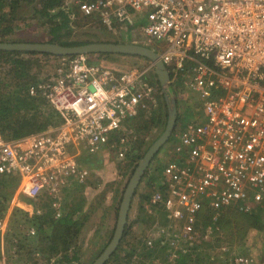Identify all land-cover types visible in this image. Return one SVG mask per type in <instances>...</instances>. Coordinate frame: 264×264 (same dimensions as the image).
Masks as SVG:
<instances>
[{"label": "built area", "instance_id": "built-area-1", "mask_svg": "<svg viewBox=\"0 0 264 264\" xmlns=\"http://www.w3.org/2000/svg\"><path fill=\"white\" fill-rule=\"evenodd\" d=\"M78 7L109 31H138L139 17L141 36L163 47L170 83L185 82L202 101L204 122L174 130L167 183L152 196L176 229L172 237L191 238L208 208L217 220L227 207L264 206V0H80ZM114 68L88 55L58 56L54 72L30 87L60 119L19 138L0 133V175L19 177L17 196L45 195L60 216L62 192L90 174L84 156L111 149L112 135L121 147L136 137L131 119L152 98L147 69ZM6 222L0 217V230ZM232 264L260 263L238 254Z\"/></svg>", "mask_w": 264, "mask_h": 264}, {"label": "rangeland", "instance_id": "rangeland-1", "mask_svg": "<svg viewBox=\"0 0 264 264\" xmlns=\"http://www.w3.org/2000/svg\"><path fill=\"white\" fill-rule=\"evenodd\" d=\"M78 1L80 0L62 1L60 7L63 11H68L65 14L68 15L70 22L67 28L61 29L59 32L53 30L54 27L63 21V16L56 13L59 8L52 10L51 14L53 16L49 17L39 12L42 7L39 0L25 2L23 7L17 11L18 16L22 19H16L14 23L17 25L16 32L11 37L23 42H50L57 39L55 37V34H57L59 37L58 42L61 43H132L155 51L158 55L161 53L163 49L161 43L148 41L145 36H141L143 23L139 20V17H135V28L140 32L133 30L131 26H121L115 31H109L97 17H88L80 23L79 18L83 14L80 13ZM88 58L90 61H101L110 67H115L114 69L117 71L128 68L147 69L143 80L146 87L151 90L152 98L131 119L135 125L134 137H136L131 140L129 146L121 147L118 145L116 137L112 135L109 147H118V149L114 152L105 151V153L109 152L107 154L111 155V157L104 158L97 166L92 167L88 178L82 184L76 182L62 192L63 201L61 208H59L61 210L60 216L70 213L72 214L73 222L79 221L83 223L80 234L76 237L77 244L73 243L74 240H72L71 245L69 244V252L64 251L62 248L57 249L58 241L56 240L58 237L54 234L55 231H53L52 227L45 225L41 230L39 220L31 218V215H40L37 214L36 209L41 210V208L34 206L32 202L23 200L24 196H17L16 187L11 200H7L6 209L3 212L7 222L4 229L0 230V264H93L104 252L114 236L120 209L119 205H121L124 191L133 175V166L129 164L131 159L127 160L126 156L139 147H142V150L138 149L140 153L145 155L149 148L163 137L168 127V118L166 120L165 114L169 110V97L173 96L178 101L176 105L179 120L177 121L176 125L178 126L176 129L182 128L184 124H190V121H194L196 125H199L206 118L203 105L197 99L199 94L190 90L185 82L177 83L178 86L170 83L168 88H164L159 83L155 66L149 57L116 52L97 53L88 55ZM55 66L56 58L48 59L41 68L39 81L53 73ZM192 94L194 95L193 100L192 98H186V96ZM47 102L50 103L48 100ZM191 106H194L195 109L192 110ZM186 111H189L187 116L185 115ZM199 115L201 118L197 119L196 116ZM160 117V123L157 124V120ZM185 118H187L186 121ZM174 140L175 135L173 133L167 141L172 148L166 145L167 142L162 144L157 152L158 155L154 158L153 168L161 162L165 152L173 151ZM164 145H166V148L163 147ZM169 156L168 160L172 158V155ZM168 160L165 161L166 167ZM145 182L146 180L138 186L132 205H130L126 226H133L130 227L131 230L125 239L123 235L119 246L115 250V253L118 251L121 256V261L117 262V264H126L123 257L129 250V243L138 241V235V238L142 236L143 239H152L153 241H160L161 238L167 239V244L164 246L158 245L154 247L151 258L144 260V264H174L176 258L171 257L175 253H179L180 256L187 255V251L190 249H194L197 254L202 253L205 256L206 260H203L202 264H232L234 257L238 254L253 256L258 260V263L264 264V220H256V222L251 223L257 216V212L263 208L259 209L257 207L245 210L235 207L239 212L241 211L242 217L236 216L233 225L238 223L241 225L233 228L232 232L239 231L241 233L245 230L246 223L253 218L248 223L249 225L251 224L252 228L246 227L245 239L228 242L227 235L230 231L225 233L226 230H223L220 225L216 226V224L210 223L205 225L203 230L198 228L191 238L176 240L172 237L176 229L170 225L168 214L162 207H150L148 203L146 204V221L142 223V220L138 219L139 192L146 185ZM7 193H9L8 189H2L0 186V199ZM16 196L17 198L13 203L12 200ZM27 215L32 219L31 221L27 220ZM60 216L56 214L55 217L60 218ZM241 220L245 223H241ZM213 221H216V219H213ZM32 229L36 231L34 234L31 232ZM217 237H219V240ZM239 237L241 238L242 236L239 234ZM206 242L211 247L208 248ZM225 245L229 249H226V247L223 250L219 249V247ZM253 246H256V249L253 250ZM74 253L77 255V260H70ZM66 255L69 258H65ZM208 255L211 257L206 258ZM113 262L111 261L110 264H116V262ZM130 264H143V261L131 262Z\"/></svg>", "mask_w": 264, "mask_h": 264}, {"label": "trees", "instance_id": "trees-1", "mask_svg": "<svg viewBox=\"0 0 264 264\" xmlns=\"http://www.w3.org/2000/svg\"><path fill=\"white\" fill-rule=\"evenodd\" d=\"M34 0H0V41H12V42H23L19 40H15L11 37L16 32V27L14 23L16 19H22L18 16L17 11L23 7V4L26 2H32ZM42 7L39 9V12H42L46 16L52 17V10H56L55 8H59V15L63 16V21L54 27L55 32H59L61 29H65L69 26L70 19L66 13L60 7L63 0H39ZM19 17V18H18ZM89 16H81L79 18L80 23L83 22ZM90 18V17H89ZM78 21V22H79ZM102 23V22H101ZM15 25V26H14ZM10 36V37H9ZM57 39H54L50 42L60 43L64 45H81L87 43H106V42H85V43H61L58 42V35L55 34ZM93 55V54H89ZM127 55V54H126ZM74 57V56H70ZM58 58L56 55H52L50 53H40L36 51H8V50H0V133L9 139V138H19L27 134L40 132L42 130L47 129L50 125L58 124L59 116L57 112L52 108L50 103L42 97L41 95L32 96L29 93V89L32 84H36L39 82L40 71L44 66L45 62L48 59ZM92 63L93 61H90ZM159 80V79H158ZM160 83V81H159ZM166 120L168 118V111L165 114ZM161 117L158 118L157 124L160 123ZM179 120V115L177 116V121ZM163 121V119H162ZM133 122V121H131ZM178 125H176L177 127ZM175 127V129H176ZM134 144V143H133ZM168 146L172 148V146L167 142ZM164 145L163 147H165ZM166 148V147H165ZM164 148V149H165ZM118 149V147H113L110 151L114 152ZM142 150V147L135 148L134 151L130 152V155H127L126 158L131 159L129 161L130 165L133 166L132 174L136 169L139 161L144 156L140 153L139 150ZM168 149H170L168 147ZM173 151L165 152V156L161 159V162L153 168L154 159L151 161L149 167L146 169L141 182L146 180L145 186L139 192L140 205L139 206V218L142 220V223L146 221V209L149 203L150 207H156L159 203H155L153 201V194L157 190L164 189L168 174L167 167L165 165V161L170 158L169 155H172ZM158 154L156 153L155 157ZM154 157V158H155ZM173 157V156H172ZM172 159V158H171ZM170 159V160H171ZM168 160V161H170ZM94 167V166H93ZM140 182V183H141ZM19 183L18 176H9V175H0V186L3 188H7V194L0 199V217H3L4 210L6 209L7 200L10 201L15 191L17 185ZM139 183V185H140ZM138 187L136 189V192ZM135 192V193H136ZM23 200L27 202H32L30 198L24 196ZM51 199L45 195H41L37 201L32 202L34 206L41 208L42 213L40 215L32 216L34 220H39V227L42 230L45 225L48 227H52L55 235H57V249L62 248L64 251L69 252V244L72 240L73 243L77 244V236L80 234L82 229V222H73L72 214H64L60 218H56V210L52 207ZM263 206H260L259 209H262ZM163 209V208H162ZM16 211V210H15ZM28 214V212H27ZM235 216H233V215ZM241 211L239 212L235 207H227L220 211V214L216 221H213L215 213L211 209H206L200 214V221L198 223V227L200 230H203L205 225L210 223L220 225L223 230H226L225 233H228V242H236L240 237L237 238L238 232L233 231V228L239 227L241 224H234V219L237 217H242ZM30 217L27 215V220L31 221ZM129 218V217H128ZM243 219V218H242ZM251 218L249 221H251ZM139 220V221H141ZM256 220H264V208L257 212V216H255L252 222H256ZM248 221V219H246ZM245 225V235L241 237L244 239L246 237V232L248 228H252L248 223ZM128 223V221H127ZM241 223H245L241 220ZM248 225V226H247ZM131 226H126L124 232V239L128 235L131 230ZM59 227V228H58ZM74 235V237H72ZM139 236V235H138ZM137 242L129 243V250L126 253L125 257H123L126 261V264H130L131 262H141L146 259L151 258V253L154 250L155 246L160 245V241H155L153 246L147 245V239H143L142 236L138 238ZM71 245V244H70ZM208 247L211 245L208 244ZM157 248V247H156ZM115 253V252H114ZM107 260L105 264H110L111 261L119 263L121 261V256L118 254V251ZM202 256V257H201ZM144 257V258H143ZM208 255L206 258H210ZM65 258H69L67 255ZM77 260V255L74 253L72 259ZM206 260L205 256L202 253L195 254L194 249L191 250L187 255H182L178 258L174 263L176 264H202V261ZM113 262V263H114ZM173 264V263H172Z\"/></svg>", "mask_w": 264, "mask_h": 264}, {"label": "water", "instance_id": "water-1", "mask_svg": "<svg viewBox=\"0 0 264 264\" xmlns=\"http://www.w3.org/2000/svg\"><path fill=\"white\" fill-rule=\"evenodd\" d=\"M0 50L8 51H36L40 53H50L56 56H76V55H89L97 53H122L127 55L145 56L149 57L155 66V72L158 75L160 84L164 88H168L170 84V73L167 70L164 62L160 56L152 50L143 48L141 45L132 43H87L81 45H64L55 42H12L0 41ZM176 99L173 96L169 97V110H168V124L163 137L156 141L142 157L138 163L133 175L131 176L127 187L124 191L123 199L121 202L118 221L114 236L106 247L104 252L97 258L93 264H105L106 261L113 255L124 235L129 211L132 205L133 197L136 189L141 182V179L149 167L151 161L154 159L156 153L161 148L162 144L168 141L169 137L173 134L177 122V105Z\"/></svg>", "mask_w": 264, "mask_h": 264}, {"label": "crops", "instance_id": "crops-1", "mask_svg": "<svg viewBox=\"0 0 264 264\" xmlns=\"http://www.w3.org/2000/svg\"><path fill=\"white\" fill-rule=\"evenodd\" d=\"M193 94L192 95H189V96H186V98H192V100H193ZM198 99V101L200 102V104L202 103V101H201V99H200V97H198L197 98ZM187 101V100H186ZM188 102H189V100H188ZM177 103H178V101H177ZM179 103H180V101H179ZM180 105H181V103H180ZM203 105V104H202ZM191 109L192 110H194L195 108H194V106H191ZM204 110V109H203ZM190 111V110H189ZM189 111H186L185 112V115L187 116L188 115V113H189ZM177 116H178V110H177ZM197 117H199V118H201V116L199 115V116H196V118ZM187 120V118H185V121ZM176 124H177V122H176ZM175 124V125H176ZM134 124L132 123L131 124V126L130 127H133L134 128ZM132 135V134H131ZM130 135V138L132 139L133 137ZM173 143H175V142H173ZM106 150L107 151H109L110 149L109 148H106ZM105 150V151H106ZM105 151H102V152H100V153H98V154H96V155H88V156H84V159L87 161V164H88V166L90 167V168H92L93 166H97L98 165V163L99 162H102V160L104 159V158H109V157H111V155H109V154H107V153H109V152H107V153H105ZM107 154V155H106ZM32 202H34V201H32ZM263 206V205H262ZM232 207H239L238 205H236V206H232ZM263 208H264V206H263ZM244 231L245 230H243L241 233L238 231V235H237V238L239 237V234H240V236H242L243 237V235H245V233H244ZM253 237H254V234H253ZM219 237H217V239H218ZM239 239H242V238H239ZM245 239V238H244ZM219 240V239H218ZM207 243V242H206ZM254 245V244H253ZM207 247H208V243H207ZM225 247H226V249L228 248L229 249V247H227L226 245L225 246H221V247H219V249L220 250H223V249H225ZM256 247V246H255ZM254 246H253V250L254 249H256ZM209 248V247H208ZM222 248V249H221ZM259 248H260V246H259ZM194 252H195V254H196V251L194 250ZM181 257V256H180ZM179 257V258H180ZM253 257V256H252ZM255 258V257H254ZM178 258H176V260H177ZM256 259V258H255ZM233 263V262H232ZM174 264H176V263H174Z\"/></svg>", "mask_w": 264, "mask_h": 264}]
</instances>
